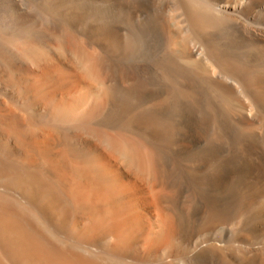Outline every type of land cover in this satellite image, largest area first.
I'll use <instances>...</instances> for the list:
<instances>
[{
    "label": "bare ground",
    "instance_id": "bare-ground-1",
    "mask_svg": "<svg viewBox=\"0 0 264 264\" xmlns=\"http://www.w3.org/2000/svg\"><path fill=\"white\" fill-rule=\"evenodd\" d=\"M0 3V264H264V0Z\"/></svg>",
    "mask_w": 264,
    "mask_h": 264
},
{
    "label": "rangeland",
    "instance_id": "rangeland-1",
    "mask_svg": "<svg viewBox=\"0 0 264 264\" xmlns=\"http://www.w3.org/2000/svg\"><path fill=\"white\" fill-rule=\"evenodd\" d=\"M25 2L33 1V0H24ZM38 2V0H36ZM1 4V3H0ZM127 13L126 10L122 11V14L125 15ZM116 20L121 24V36L123 38V53L116 57L114 60H117L121 57V64L129 70H135V68L139 67L141 69H145L148 66V57L151 56L154 52V49L151 47L148 48V14L140 16L137 19H134L133 22H129L123 17L115 14ZM140 27L141 29H138ZM80 31L84 32L83 29L77 27ZM133 29H137V34L140 39V42L137 43L136 47L132 49L131 40L134 32ZM159 38V37H153ZM95 49V47H93ZM133 75L132 73H127V81L126 83H131ZM5 84L8 82L7 77H3L1 79ZM69 80L66 78V81ZM74 79H70L69 81H73ZM3 84V83H0ZM84 90V89H83ZM143 91L148 92V84L147 87H142ZM7 103V100H6ZM148 103V97L143 98L137 105L141 110H144Z\"/></svg>",
    "mask_w": 264,
    "mask_h": 264
}]
</instances>
